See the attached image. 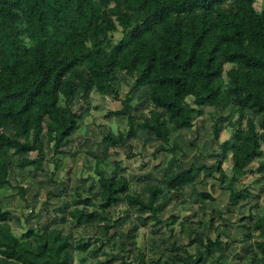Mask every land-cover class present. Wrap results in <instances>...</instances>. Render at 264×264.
Wrapping results in <instances>:
<instances>
[{"label": "trees", "instance_id": "trees-1", "mask_svg": "<svg viewBox=\"0 0 264 264\" xmlns=\"http://www.w3.org/2000/svg\"><path fill=\"white\" fill-rule=\"evenodd\" d=\"M255 4L256 0H0V187L16 189L22 199L25 189L10 181L14 160L20 170L42 172L45 153L61 154L80 126V114L71 101L91 92L102 97L110 92L117 100L119 75L128 78V91L121 108L108 116L123 118L126 128L103 135L108 147L126 146L139 130L160 142L153 156L174 155L180 147L171 140L172 132L193 128L205 108H234L225 125L232 136L221 144L220 157L209 167L190 165L173 172L161 185H145V202L137 192L130 193L125 175L116 171L112 177L102 176L104 159H94L97 192H75L70 208L59 212L75 227L100 222L104 242L89 235L74 240L53 228L26 229L18 237L9 224L11 214L0 210V264H71L75 252L96 257V264H145L142 251L136 248V255L127 254L125 243L117 241L111 209L121 205L147 212L142 226L149 221L162 224L158 212L163 203L172 193L194 186L201 175L228 191L227 212L250 196L248 188L236 190L233 185L240 184L252 162H257L255 173L264 174V0L259 10ZM17 23L23 24V32ZM118 30L121 38L114 43L110 35ZM136 90L140 92L132 100ZM135 102L145 104L137 110ZM217 124L211 121L215 141ZM127 147L125 158L130 159L133 154ZM227 158L230 177L222 169ZM199 197L214 201L207 193ZM243 220L250 224L249 262L264 264V208ZM206 227L213 229L214 221ZM213 231L211 239L188 229L187 244L172 243V259L159 258L152 264H204L207 258L218 264L217 252L236 243ZM114 250L124 254L119 261Z\"/></svg>", "mask_w": 264, "mask_h": 264}, {"label": "rangeland", "instance_id": "rangeland-1", "mask_svg": "<svg viewBox=\"0 0 264 264\" xmlns=\"http://www.w3.org/2000/svg\"><path fill=\"white\" fill-rule=\"evenodd\" d=\"M262 2L263 0H256L255 7L257 10L260 9ZM17 27L23 32L22 23H17ZM120 38V30L110 35V39L114 43ZM227 69L228 66H225V70ZM124 80L128 81V78L119 75L115 84L118 93L117 100L113 98L110 92L103 97L91 92L86 97L77 96L71 101L72 109L80 114V128L72 133L71 149L64 153V161L61 162L60 166L57 164L54 167L53 162H49L51 153L46 152L44 163L42 162L46 170L40 172H45V176L33 180L30 178L31 176H27L30 173L21 171L16 167L14 160L10 169L11 183L23 187L26 191L25 183L19 184L22 177L25 176L24 179L29 178L27 180L29 184L26 187H31V192L28 195L26 193L23 199L16 189L8 188L0 202V208L8 211L12 216L9 224L16 235L30 227L33 229L45 228L48 221L55 215L54 212L57 208L68 205L72 190L81 191V188L91 187L88 177L94 178V159L101 155L107 163L105 165L103 162L104 171L102 175L110 177L116 171L126 175L130 183V193L137 192L142 200H146L147 196L144 191L145 185H161L163 178L171 172H181L190 165L209 167L217 157H220L221 144L232 136L231 131L225 129L226 122L233 116L234 108L232 106L226 107L221 112L205 108L204 114L195 123L193 130L179 137L177 144L180 146V150L174 155L160 153L153 156L156 144L152 143L151 139H141L139 143L131 141L134 145L131 149L133 148L134 152L131 151L133 157L130 159L125 158L129 153L127 150L125 151L128 153L123 156L119 152L120 149L116 152L113 151L114 148H111L109 152L105 150L102 142L103 135L107 132L116 133L126 128V121L123 118L108 116V113L121 108L120 100L128 91ZM139 92L136 90L132 93V100L138 97ZM144 104L145 102H135L134 106L137 110H141ZM134 115L136 117V114ZM213 119L218 121V141L213 139L211 132ZM259 120L260 118L256 117V121ZM45 161L49 163L46 164ZM230 168V159L223 160L222 169L228 177L231 175ZM256 168L257 162L250 163L246 167V175L240 184L233 185L236 190L248 188L250 196L238 202L235 207L230 208L229 212L226 211L228 191L221 188L219 181L200 176L196 179L198 181L195 182L194 186H187L182 192L173 193L168 198L169 201L158 213L160 220L163 221L162 224H154L151 221L145 226L140 224L138 226L139 231L136 232L137 238L134 241V228L138 223L136 214L141 215L142 213H137L133 208L125 211L124 207L118 206L111 214L113 219L117 220L115 230L120 236L118 240L125 243L128 252L131 251L132 254L136 255V251L132 248L133 241L134 245L137 246L136 248L143 252L144 260L150 264L151 260L167 257L172 243L187 244L189 241L186 233L188 229H194L197 234L213 239L216 234L213 230L216 228L223 235L224 240L229 237L236 243V246L224 253L219 251L222 252L221 264H250L252 243L246 232V227L250 224L243 219L247 218L249 213L253 214L254 217L258 216L264 208V174L255 173ZM19 173L21 175L18 176ZM79 179L83 182H80ZM203 193L210 194L214 201L201 200L199 196ZM29 208H31L30 214L28 213ZM25 212L26 216L28 215V222L25 221ZM146 213L142 215L146 217ZM16 219H19L20 223L17 224ZM171 220H175L174 223ZM210 220L214 221V228L208 230L206 226ZM200 222L206 226L200 229L198 225ZM100 225L101 223L98 221L87 225L85 233L88 232L91 238H99L103 233ZM58 226L64 227L67 231L68 226L66 224ZM73 235L77 236V233L75 232ZM235 250L238 255H233L231 252ZM79 259L83 264H96L95 259L89 254ZM79 259H75L73 264H78ZM214 263L208 258L204 261V264Z\"/></svg>", "mask_w": 264, "mask_h": 264}, {"label": "crops", "instance_id": "crops-1", "mask_svg": "<svg viewBox=\"0 0 264 264\" xmlns=\"http://www.w3.org/2000/svg\"><path fill=\"white\" fill-rule=\"evenodd\" d=\"M127 80V79H126ZM79 128H80V126H79ZM78 128V129H79ZM191 130H193L192 128H190V129H183V130H180V131H176V132H172L171 133V140H173L174 142H178L179 143V137L182 135L183 136V134L184 135H186V133L188 132V131H191ZM77 131V130H76ZM74 133V132H73ZM141 139L142 140H145V139H151V142L152 143H154V144H156L155 145V149H156V147L160 144V142L159 141H157V140H155L154 138H153V136H151L150 134H148V133H144V132H141V131H139V130H137L136 131V133H135V136H134V138L132 139V140H129V141H126V146H116V147H108L107 145H105L104 144V149L105 150H107L108 152L109 151H111L110 149L111 148H114V150L113 151H118V149H120L121 151H119L121 154H122V156L123 155H125V154H127L128 152H126L125 150H127V151H129V148L127 147V145H129L130 147H133L134 145L131 143V141H135L136 143H139V141H141ZM72 143V140H71V136L69 137V143L67 144V145H65L63 148H62V153L61 154H56V155H54V156H52L49 152H47L48 154H50L51 155V157L49 158V162H53V165H54V163H57L58 164V166H60L61 165V162L62 161H64V157H65V155H64V153L65 152H67V151H69L70 149H71V144ZM180 147V146H179ZM154 149V150H155ZM131 151H132V153L134 152V150H133V148L131 149ZM140 152V151H139ZM47 153H45V158H46V154ZM165 154V153H164ZM166 155V154H165ZM100 157H102V155L100 156ZM105 160V159H104ZM103 160V162H104V164L105 165H107V163H106V161H104ZM49 162H47V161H45V163L46 164H48ZM44 163V162H43ZM103 164V165H104ZM42 169H43V171L44 170H46L45 169V167H44V164H42ZM21 171H23V170H21ZM182 171H184V170H182ZM103 173V172H102ZM102 173H101V175H102ZM171 173H173V172H171ZM170 173V174H171ZM169 174V175H170ZM19 175H21V173H19L18 174V176ZM25 175V174H24ZM45 176V172L44 173H40V172H35V173H30V175H27V176H31L30 178H32L33 180H36V179H40V178H42L41 176ZM115 175V174H114ZM114 175H112V176H114ZM124 175V174H123ZM102 176H104V175H102ZM112 176H110V177H112ZM126 176V175H125ZM202 176V175H201ZM25 177V176H24ZM24 177H22V179L20 180V182H19V184H21V183H25L23 186L26 188V191H25V196H26V193H27V195H28V193H30L31 192V187L30 186H28V188L26 187L28 184H29V182L27 181L29 178H27V179H24ZM104 177H106V176H104ZM200 177V176H199ZM106 178H109V176L108 177H106ZM88 179H89V181L91 182V184H90V186L91 187H88V188H85V189H83V188H81V191H79V190H72L71 191V198L68 200V205L66 206V207H59V208H57V210L54 212V216L51 218V220H49L48 221V223H47V226L45 227V228H40V230H45V229H49V228H53V229H57V230H59L62 234H64V235H70L74 240L75 239H78L81 235L82 236H88L89 235V233L87 232V233H85V227L84 228H82V227H75L71 222H69L66 218H64V216H63V214L62 213H60L59 211L60 210H62V209H69L70 208V203H71V200L73 199V194L75 193V192H80V193H82L84 196H88L89 194H91V193H93V192H97V190H95V188H97L96 187V179H97V177L94 175V178H91V177H88ZM164 179V178H163ZM79 181L80 182H83V181H81V179H79ZM163 181V180H162ZM198 181V180H197ZM196 181V182H197ZM196 184V183H195ZM9 187H7V186H1L0 187V202H1V199L3 198V195H4V192L5 191H7V189H8ZM186 188V187H185ZM132 194V193H131ZM173 194V193H172ZM171 194V195H172ZM170 198V197H169ZM146 200H147V196H146ZM146 200H143L144 202L146 201ZM169 201V199H167L164 203H163V205H162V207L164 206V204L166 203V202H168ZM209 202V201H208ZM120 207H122L123 208V206H121V205H119ZM118 207V206H117ZM116 207V208H117ZM161 207V208H162ZM115 208V209H116ZM125 208V207H124ZM30 210H29V214L31 213V208H29ZM0 210H2L1 208H0ZM125 210V209H124ZM126 211V210H125ZM128 211H129V209H128ZM111 212H112V209H111ZM137 212V211H136ZM160 212V211H159ZM158 212V213H159ZM27 213V214H28ZM138 213V212H137ZM140 213H146V212H140ZM23 214V213H22ZM138 215V214H136V216L138 217V219H136V221L138 222L136 225V227L134 228V230H135V235H134V238H133V241L137 238V234H136V232H138L139 231V225H140V220H141V218L142 217H144V215ZM147 214V213H146ZM24 216H26V212L24 213ZM112 216V215H111ZM147 216V215H146ZM28 217V215L26 216V218H25V221L26 222H28L29 221V219L27 218ZM159 217V216H158ZM11 218H12V216H11ZM112 219H113V216H112ZM21 220H23V218H21ZM113 220H115V219H113ZM62 223H61V222ZM16 222H17V224L18 223H20L19 222V219H16ZM23 222V221H22ZM61 223V224H60ZM94 223V222H93ZM108 225H110V222L109 221H107L106 222ZM62 224H66L68 227H67V231H65V228L64 227H61V226H58V225H62ZM35 228H37V227H35ZM186 228V227H185ZM30 230H36V229H33V228H29ZM13 231V230H12ZM25 231V230H24ZM24 231H22V232H20V234L19 235H16L14 232V234L16 235V236H20ZM77 233V236H74L73 234L74 233ZM113 232H115L116 233V230L114 229L113 230ZM186 232V231H185ZM187 233V232H186ZM198 235H200V234H198ZM90 236V235H89ZM119 238H120V236H118ZM187 238H188V235H187ZM96 239H99V240H101L102 242H104L105 240H106V238L104 237V234L102 233V236H99V238H96ZM93 240H94V238H93ZM117 241H119L118 240V238H117ZM132 241V248H133V250H137L136 249V247L137 246H135L134 245V242ZM119 242H121V241H119ZM117 243V242H116ZM178 244V243H177ZM108 249V248H107ZM106 249V250H107ZM126 250H127V248H126ZM169 250H170V248H169ZM115 251V256H116V258H117V260L119 261L122 257H123V255L124 254H122V253H120V252H117L116 250H114ZM127 252V254H132V252L131 251H129L128 252V250L126 251ZM169 252V251H168ZM232 253H233V255H238L237 253H236V250L235 251H231ZM235 252V253H234ZM218 254H219V257L220 258H218V264H221V255H222V252H217ZM224 253V252H223ZM85 255H87L86 253H73L72 254V260H71V264H73V262H74V260L75 259H79V258H81V257H83V256H85ZM93 257V256H92ZM94 259H95V262L97 261V258L96 257H93ZM173 258V254L172 253H169L168 254V256L167 257H161L160 259H163V260H167V259H172ZM239 258V257H238ZM157 259H159V258H157ZM156 259V260H157ZM81 259H79V261H78V264H83L81 261H80ZM210 260H212L213 261V259H210ZM153 261H155V260H151L149 263L150 264H152V262ZM214 262V261H213ZM227 262V260L225 261V263ZM114 264H118V262L116 261ZM145 264H148V262H146V260H145ZM175 264H181V263H175ZM214 264H217V263H214Z\"/></svg>", "mask_w": 264, "mask_h": 264}]
</instances>
